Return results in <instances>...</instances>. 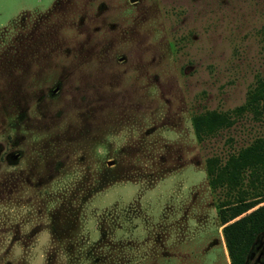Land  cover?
Returning a JSON list of instances; mask_svg holds the SVG:
<instances>
[{"label":"rangeland","instance_id":"rangeland-1","mask_svg":"<svg viewBox=\"0 0 264 264\" xmlns=\"http://www.w3.org/2000/svg\"><path fill=\"white\" fill-rule=\"evenodd\" d=\"M259 81L264 0H0V264H230L206 162L264 138Z\"/></svg>","mask_w":264,"mask_h":264},{"label":"trees","instance_id":"trees-1","mask_svg":"<svg viewBox=\"0 0 264 264\" xmlns=\"http://www.w3.org/2000/svg\"><path fill=\"white\" fill-rule=\"evenodd\" d=\"M260 100L263 103L257 107ZM254 103H257L256 107L252 106ZM247 108H254L256 113L261 112L258 109H264V82H258L250 91L247 104L237 111ZM192 121L200 140L204 135L232 124L227 112L216 111L195 115ZM206 164L210 186L225 185L232 198L221 200L217 210L218 220L224 225L222 235L230 264H246L252 245L264 234V138L255 139L223 163L217 157H211ZM247 171L251 180L243 184Z\"/></svg>","mask_w":264,"mask_h":264}]
</instances>
